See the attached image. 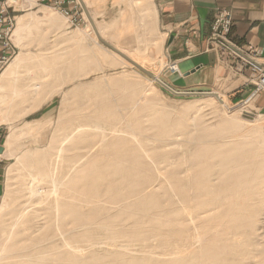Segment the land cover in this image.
Returning <instances> with one entry per match:
<instances>
[{
  "label": "rangeland",
  "instance_id": "obj_1",
  "mask_svg": "<svg viewBox=\"0 0 264 264\" xmlns=\"http://www.w3.org/2000/svg\"><path fill=\"white\" fill-rule=\"evenodd\" d=\"M80 1L79 12L84 22L79 26L70 25L58 11L45 5L23 9L16 17L13 37L15 54L0 72L1 75L15 58L18 59L0 85L2 153L5 149L4 155L0 153V204L4 193L10 192L7 209L0 214V252L5 255L0 264L16 263L17 250H22V254L34 252L36 245L42 243L46 235L55 238L52 240L54 248H62L65 239L62 240L61 234L70 231L76 224L71 216H63L65 211L57 206V201L71 204L83 217L94 216L93 212L98 209L112 211L107 188L119 185L125 170L112 167L110 160L100 154L98 140L103 136L90 125L94 120L103 123L101 129L108 133V137L112 129L125 131L117 133L119 143L115 152L133 151L134 154L129 155V161L133 164L139 161V157L150 160L161 156V161L157 163L159 168L172 164L184 165L185 159L182 157L195 148L189 138L199 135L203 128L212 129L215 136L227 141L222 150L239 145L264 146V138L258 143L250 132L256 129L259 135L264 133V106L252 110L249 105L245 108L230 102L218 86L190 91L205 94L176 96L131 64L108 63L113 51L99 38L128 55L141 58L149 72L176 91L166 82L167 61L162 54H154L152 48L155 45L148 44L141 51L128 44L123 47L122 43L130 36L128 12L132 5L139 7L144 3L134 1L133 4L132 0ZM25 13H31L33 17L25 21L27 25H22L18 23V17ZM89 53L93 54L92 59ZM123 86H136L138 89L128 98L129 103L124 102L129 95L124 96L120 92ZM209 93L220 94L224 103ZM120 100L124 105L119 104ZM100 102H110L116 110L104 109L103 116L95 117L93 112ZM140 103L146 104L136 106ZM111 119L122 124L138 120L140 128L132 131L131 128H120L111 123ZM69 135L74 139L66 140ZM87 155L91 159L85 175L86 183L83 184L85 188L81 189L79 183L78 196H70L63 188L51 192L50 180L66 181L69 165L84 164L87 159L83 158ZM29 156L31 159H28ZM194 169L199 171L198 167ZM212 176L219 174L213 173ZM32 186L37 188V195H32ZM165 187L166 184L162 191H158L159 198L157 196L149 202L148 213L157 208L173 210L181 207L174 202L177 199H174L173 192ZM239 194L230 196V199L225 197L229 203L239 198L238 206L227 205L205 213L197 209L194 214L202 219L221 214L225 218L228 215L231 228L225 230L224 242L234 244L238 252L222 259L228 264H252L253 258L248 254L254 251L256 243H264V194L242 197ZM198 219L186 223L190 224L188 227L192 235L204 236V231L197 227ZM147 220L145 217L146 228L151 224ZM235 223L238 224L237 228L232 227ZM95 224H91L95 231L90 228V234L82 232L83 238L77 241L82 257L93 248L89 243L90 237L96 236L98 241L104 242ZM217 231H221L217 225L210 227V232ZM177 242L179 239L176 238L165 245L153 238L136 241L119 236L113 245H99L107 250H115L119 245L126 244L135 257L146 255L151 264H157L160 260L169 262L173 259L172 251L179 246ZM99 245H95L94 249ZM196 245L198 247L199 244L196 243L192 249H198ZM254 260L260 259L255 257ZM82 264L87 262L82 261Z\"/></svg>",
  "mask_w": 264,
  "mask_h": 264
},
{
  "label": "bare ground",
  "instance_id": "obj_2",
  "mask_svg": "<svg viewBox=\"0 0 264 264\" xmlns=\"http://www.w3.org/2000/svg\"><path fill=\"white\" fill-rule=\"evenodd\" d=\"M29 5L33 6V3L31 2ZM31 17H33L31 13H25L18 17V23L23 25V23H25L28 18L31 19ZM117 50L125 55L134 64L152 74L146 68V63L142 61L141 58L133 56L132 54V56L128 55L121 49L117 48ZM89 54L92 59L93 54ZM110 55H112V59L108 61L109 64L128 63L134 67L132 63L127 62L119 53L113 51ZM89 56H87V59ZM17 61L18 59L15 58L12 63L14 64ZM88 62L89 61H87V63ZM91 71L93 72L94 70L92 69ZM152 80H158L163 83L156 75L152 78ZM124 88L126 90H124ZM135 88L136 86L134 88L131 86H123L121 88L120 92L122 95H129L126 97L124 102H130V99L128 98L134 94V91H136L135 93L138 91V89L136 88V90ZM210 94L219 99L220 102L224 103V99L220 94ZM121 103L122 100H120L119 104ZM145 104L140 103V105L136 106L143 107ZM98 105L99 107L93 112L95 117L103 116L102 113L104 109H112V111L116 110L110 102H100ZM122 105L124 104L122 103ZM132 116L137 117L136 115ZM115 121L116 120L111 119V123H115V125L120 126V128H131V131L132 129L139 130L140 128L138 120H129L123 124ZM229 122L231 123V121H227V123ZM101 124L103 123L99 120H94L90 124L95 130L100 131V135L103 136L100 141L98 140V144L101 149L100 154L104 158H108L110 160L112 167L125 170V175L122 180H120L121 183L119 185H111L107 188V198L112 201V211L110 212L108 209H98L93 212L92 215L94 216L83 217L71 204L62 202L61 200L57 201V206L61 207L62 210L65 211L63 212V216H71L72 222L76 224V226L70 231L61 234L62 240L63 238L65 239V243L63 242L64 247L62 246V248L58 249L54 248L52 246V240L55 238L52 239V237L46 235L43 242L36 245L37 250L34 252L22 254V250H17L18 252H15V256L18 260H15L16 263L13 264H82V261L87 262V264H151V261L146 259V257H148L146 255L141 258L135 257L134 253H132L133 251H131L132 249L127 247L126 244L119 245L118 249L115 250H107L105 247H102L106 245H113V243H116V239L119 236L126 237L128 240L135 239L136 241L153 238L165 245L173 239H179V242H177L179 246L174 247L176 249L172 251L173 259L169 262L160 260L157 264H228V262L222 259V257L231 256L238 252L234 244H227L224 242L225 230L231 228L229 225L231 218L228 217V215L224 218L221 214L213 218L202 219L199 215H195L194 212L197 209H202L205 213L214 208H221L227 205L233 207L238 206L239 198H237V201L234 200L230 203L227 202L228 200L226 201L225 198L228 196L230 199V196L239 194L238 190L241 191L239 194V196L242 194L241 197L245 195H263L264 146H261L260 144L258 146L239 145L230 147L227 150H222L221 147L225 145L227 141L223 138L215 136L212 129L203 128L201 129L199 135L189 138V140L194 143L195 148L191 153L187 152L188 154L185 157H182V159H185L184 163L182 160L184 165L176 164L177 166H174L172 164L159 168L157 163L161 161V156L150 158V160L147 158H145L146 160H144V158L142 160L139 157V161L133 164L129 161V155L134 154L133 151L125 150L115 152L114 149L119 143V138L116 137L118 136L117 133L124 130L121 129L120 131L112 129L109 131L111 136L110 138V136L108 137V133H105L104 130L101 129L103 128ZM250 132L253 133L252 138L258 143H261L264 140H262V137L264 138V133H261V136L258 134L259 132L256 129H253ZM113 134L115 135L114 137H112ZM72 139H74L72 135H69L66 138V140L70 141ZM11 140L12 139L10 138L9 141ZM224 155L228 156L224 157ZM93 158H95V156H93ZM28 159H31V156H29ZM83 159H87L84 164H77L78 166H76V164H73L72 166L69 165L66 181H64V179L50 180L51 192H55L56 190L63 188L70 196H78L79 183H81V189L83 187L85 188V175L87 173L89 167L88 162L91 157L87 155ZM194 167H198L199 171L195 170ZM189 171H191L190 174L186 175ZM213 173H217L219 176H212ZM164 184H166L167 188L173 192L174 199H177V202L174 201L176 205L178 206L179 204L181 207L173 210L157 208L152 213H148L149 202L159 195L158 191H162ZM148 188L150 189L148 190ZM167 190L164 191L166 192ZM31 192L32 195H37V188L32 186ZM55 194L57 195V193ZM9 195V191H6L3 195L0 204V214L7 209ZM216 199L219 200L215 201ZM202 203L205 205H202ZM123 216L126 219L122 218ZM145 217L148 219L147 221L151 223L148 228L144 226ZM194 219L199 220L197 227L204 231V236L192 235L190 233V229L188 227L190 224L186 222L190 223ZM92 221L96 223L95 225L98 232H101L99 237H101L104 242L101 240L98 241L96 236H89L91 239V242H89L91 245H89L93 248H90L91 250H89L88 253L82 257L79 255L80 250L78 249L79 247L77 246V241L78 239L83 238L84 233L82 232H88L91 228V224L93 223ZM212 225H217L220 227L221 231L214 233L210 232V227ZM237 225L238 224L235 223L232 227L237 228ZM93 230L95 231V229H92V231ZM39 241L37 242L39 243ZM196 243L199 244L198 247L196 245L198 249L194 250L192 248ZM99 244H102V246ZM95 245L99 246L94 249ZM1 254L2 253L0 252V260L2 257H5L4 254ZM248 256L253 258L252 264H264V243H256L254 251L249 253ZM255 257H259L260 260H254ZM231 264H238V262H231Z\"/></svg>",
  "mask_w": 264,
  "mask_h": 264
},
{
  "label": "crops",
  "instance_id": "obj_3",
  "mask_svg": "<svg viewBox=\"0 0 264 264\" xmlns=\"http://www.w3.org/2000/svg\"><path fill=\"white\" fill-rule=\"evenodd\" d=\"M134 1L144 5L131 6L130 36L123 47L128 44L141 51L148 44L155 45L154 54H162L167 66L176 64L177 72L167 66L165 69L166 82L173 89L190 92L218 86L234 103L251 94L253 85L248 72H235L220 60L209 49L208 36L216 9L226 8L232 14L233 42L258 50L259 60L264 61V0H132L133 4ZM16 63L0 75V85ZM249 106L252 110L263 107L264 93L256 94Z\"/></svg>",
  "mask_w": 264,
  "mask_h": 264
},
{
  "label": "built area",
  "instance_id": "obj_4",
  "mask_svg": "<svg viewBox=\"0 0 264 264\" xmlns=\"http://www.w3.org/2000/svg\"><path fill=\"white\" fill-rule=\"evenodd\" d=\"M31 2L33 6L45 5L58 11L70 25L79 26L84 22L79 12L80 0H0V72L15 54L13 37L17 14L23 9L31 8ZM232 25L231 12L226 8H217L210 27L208 46L235 72H248L253 90L247 98L238 103L246 108L256 94L264 93V63L259 61L258 50L243 48L233 42ZM168 70L178 71L175 63H170Z\"/></svg>",
  "mask_w": 264,
  "mask_h": 264
},
{
  "label": "water",
  "instance_id": "obj_5",
  "mask_svg": "<svg viewBox=\"0 0 264 264\" xmlns=\"http://www.w3.org/2000/svg\"><path fill=\"white\" fill-rule=\"evenodd\" d=\"M101 43H103L106 47H108L109 49H111L112 51L119 53L120 55H122V57H124L127 61H129L130 63H132L135 67H137V69H139L141 72H143L144 74H146L147 76H149L150 78H153L154 76L150 73H148L146 70L140 68L139 66H137L136 64H134L132 61H130L125 55H123L120 51H118L116 48L112 47L110 44L106 43L105 41H103L101 38H99ZM156 82L161 85L164 89H166L167 91H169L170 93H172L173 95L176 96H190V95H200V94H205V93H195V92H185L182 93L180 91L176 92L174 90H172L171 88H169L168 86H166L165 84L161 83L160 81L156 80ZM210 94V93H209ZM2 152V148H0V153Z\"/></svg>",
  "mask_w": 264,
  "mask_h": 264
}]
</instances>
